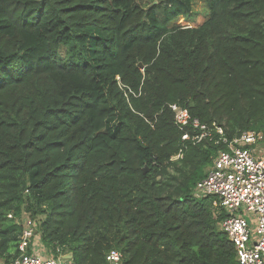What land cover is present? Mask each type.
I'll return each instance as SVG.
<instances>
[{"label":"trees","instance_id":"trees-1","mask_svg":"<svg viewBox=\"0 0 264 264\" xmlns=\"http://www.w3.org/2000/svg\"><path fill=\"white\" fill-rule=\"evenodd\" d=\"M0 0V262L20 220L74 264H239L195 186L224 145L182 141L170 104L228 141L264 125V0ZM141 64V66H139ZM176 160H171L178 154Z\"/></svg>","mask_w":264,"mask_h":264},{"label":"built area","instance_id":"built-area-1","mask_svg":"<svg viewBox=\"0 0 264 264\" xmlns=\"http://www.w3.org/2000/svg\"><path fill=\"white\" fill-rule=\"evenodd\" d=\"M168 107L175 126L182 132V141L198 144L215 140L224 145L206 176L197 182L195 193L217 199L215 216L220 210L224 213L220 229L234 245L239 264H264V125L228 141L219 126L192 119L188 110L177 104ZM179 157L180 153L171 160ZM19 222L22 230L18 254L9 264H74L73 259L63 258L67 253L56 257L43 250L36 240L38 230L32 219L24 217ZM105 259L108 264H121L117 250H110Z\"/></svg>","mask_w":264,"mask_h":264},{"label":"rangeland","instance_id":"rangeland-1","mask_svg":"<svg viewBox=\"0 0 264 264\" xmlns=\"http://www.w3.org/2000/svg\"><path fill=\"white\" fill-rule=\"evenodd\" d=\"M152 0H143L142 4H149ZM156 3V0L153 2ZM192 14L188 19L178 18L171 25L185 26V27H197L202 24L204 21L209 19V13L206 8L205 0H191ZM247 221L250 222V217L246 216ZM2 264V262H0Z\"/></svg>","mask_w":264,"mask_h":264},{"label":"water","instance_id":"water-1","mask_svg":"<svg viewBox=\"0 0 264 264\" xmlns=\"http://www.w3.org/2000/svg\"><path fill=\"white\" fill-rule=\"evenodd\" d=\"M139 66H141V64H139ZM63 258L64 259H73V256H72V254H65L64 256H63Z\"/></svg>","mask_w":264,"mask_h":264}]
</instances>
